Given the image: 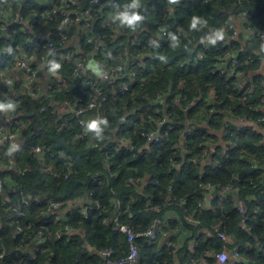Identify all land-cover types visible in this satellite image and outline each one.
Segmentation results:
<instances>
[{
	"label": "trees",
	"instance_id": "1",
	"mask_svg": "<svg viewBox=\"0 0 264 264\" xmlns=\"http://www.w3.org/2000/svg\"><path fill=\"white\" fill-rule=\"evenodd\" d=\"M59 1L0 0V70L17 46L38 57L47 54L40 41L42 33L56 45L60 43L61 15L47 16ZM80 1L83 9L99 11V16L92 29L72 28L70 36L76 37L84 53H96L89 61L98 59L118 67L121 74L99 78L106 99L100 110L90 112L91 117L106 118L108 125L96 137L100 147L89 146L90 139H74L80 129L75 119L57 131L63 118L53 103L72 99L76 84L67 64L54 55L72 89L51 93L46 100L24 98L18 114L30 123L16 155L25 169L23 174L4 169L9 147L2 150L0 184L10 173L15 185L0 191V264H101L100 252L106 248H112L115 257L125 255L127 235L118 228L116 215L118 223H128L136 230L148 228L156 218L161 220L154 236L137 239L141 264H218L215 253L223 246L218 226L231 235V246L239 250L235 264H264V135L248 123L263 115L257 107L264 97L260 83L264 75L249 81L254 86L248 100L242 102L240 92L230 85L233 79L227 81L214 72L220 61L226 63L224 54L229 49L236 51L238 70L246 74L259 67L264 40L258 32L264 30V0H178L176 4L140 0L136 11L144 20L134 30L121 27L118 21L112 26L105 21L132 0ZM193 16L206 20L207 25L191 30ZM227 22L242 32L248 26L257 32L224 37L206 49L205 34L224 30ZM89 34L101 35L100 43H87ZM170 34L178 37L176 48ZM228 40L231 46L223 47ZM131 68L136 71L134 77ZM40 77L45 84L55 80L47 67ZM125 84L129 89L123 92ZM160 94L162 100L157 98ZM44 105L46 111L41 110ZM232 115L245 120L235 123ZM225 130L231 132L228 139L223 136ZM142 131L158 132V140L148 142ZM122 138L129 143H122ZM38 143L45 145L47 164L56 163L55 170L42 167L40 159L29 153L28 147ZM69 155L73 171L65 179L57 172L65 169ZM207 183L233 188L222 193L216 187L208 192L202 187ZM21 196L30 204L19 222L23 231L18 232L10 202ZM240 200L243 213L236 207ZM48 201L61 205L48 211ZM150 206L158 210L148 209ZM183 227L190 230V236L182 248L174 235L170 242L163 240L165 230L171 228L179 234ZM190 241L194 249L189 248Z\"/></svg>",
	"mask_w": 264,
	"mask_h": 264
},
{
	"label": "built area",
	"instance_id": "2",
	"mask_svg": "<svg viewBox=\"0 0 264 264\" xmlns=\"http://www.w3.org/2000/svg\"><path fill=\"white\" fill-rule=\"evenodd\" d=\"M208 0H204L206 3ZM93 2H98V0H93ZM83 4L80 0H60L55 6L52 7L50 13L47 14L50 16L61 15L60 20V43L58 45L55 44L53 40L47 38L45 34H41L40 41L44 48L48 49L47 54L41 55L38 57L34 53H26L23 48L17 46L14 50L12 57L9 59V62L6 63L3 68L0 70V101L7 102L12 101L17 105L15 111H11L8 113H0V162L5 157L2 156V150L4 146L10 148V146L15 143L19 145L17 151L10 155V158L7 159V162H3L2 166L8 172H15L17 174H23L25 169L21 162L17 160L16 155H18L20 148L23 146L22 143L25 141L24 131L29 127L30 121L28 119L22 120L19 118L18 111H21L24 107V98L32 97V98H41L42 100H46L50 97L51 93L56 91H64L71 90V83L69 82V77H67L61 70L55 74V80L51 83L48 89H43V79L41 77L40 80V71L47 67L49 69V61L53 60L54 55H57L60 60L67 64L68 70L71 71L72 77L74 80L80 76L81 77V91L77 93V90L74 92V96L72 99L65 98L63 101H56L53 103L54 107L57 109V113L60 118H63L60 123L57 125V131H62V129L71 123V120L75 119L76 124L79 126L78 132L74 134L75 140H86L90 139L88 144L91 147H100L98 140L96 139L94 134L84 133L82 127V121L91 119L90 112L96 110H100L102 108L103 102L106 99V89L102 86L99 78L104 79H113L118 78L120 74V70L118 67H111L106 65L105 62H102L96 59V67L98 68L99 73L93 70L90 67V59L96 55L89 53H84L85 50H82L75 36H70L69 31L72 28L75 31H80V29H92L94 27L93 22L95 18H98L99 11H94L92 8L83 9ZM102 14V12H101ZM245 16H248L247 12H244ZM21 18V15H19ZM105 21L109 26H112L113 20L110 18H105ZM242 29V28H241ZM241 29H238L233 22H227L224 27L225 38L226 40L239 38L242 33L247 37L249 34H255L257 30L251 26L245 28L242 32ZM27 29L23 31L26 32ZM212 32H207L204 36V40L207 42L206 37ZM165 34V33H164ZM260 38L264 40V30L258 32ZM102 39L101 35L96 36L93 34H89L87 36V43H93L97 41L100 43ZM245 39V37H244ZM231 41H226L223 44L225 46H231ZM212 45L207 42L205 45L206 49H210ZM10 47H8L5 52L8 54L10 52ZM98 49V45L96 50ZM233 52H236L232 49H229L225 52L224 58L226 59V63L224 64L222 61L219 62V68L215 69L214 72L220 75L226 76V80L233 79L228 83L234 87V89L240 92L238 99L242 102L248 100L249 92L252 87L248 86L246 74L237 69L238 58L233 56ZM231 54V55H230ZM9 57V56H8ZM200 57H203V52L200 53ZM260 60H264V48L259 55ZM249 61H252V58L249 56ZM134 77L136 75V71L133 68L129 71ZM41 82V84H40ZM261 85L264 89V80L261 82ZM123 92L129 89V85L125 84L122 86ZM251 88V89H250ZM215 96H217L215 94ZM159 100L163 99V96L157 95ZM262 110L264 111V97L262 98ZM42 111H46L47 107L44 105L41 107ZM233 109H231V112ZM99 116V114L97 115ZM232 120H236L238 122H244L245 117L232 115ZM165 119H163L160 123H163ZM258 124L264 123V116L258 119ZM142 136L146 137L148 142L153 140H158V132L156 131H142ZM231 132L225 130L223 132V136L227 139L229 138ZM264 143V137L262 139ZM121 142L129 143V140L124 138L121 139ZM230 142V141H229ZM232 144V143H231ZM119 145L116 146L118 149ZM134 148V145L131 146ZM29 153L37 156L41 161V156L44 155L46 151V147L42 144H33L28 147ZM68 160L66 161L67 165L65 169H62L57 172V176L68 179L71 176L73 171L71 161L72 157L69 155ZM173 161V160H172ZM195 161V159H194ZM42 167L49 168L50 170H55L57 168L56 163L52 162L51 165L48 166L46 158L42 162ZM133 180V178H131ZM140 181V179H137ZM15 181L13 179V175L10 173H6L4 176L2 183L0 184V191H6L10 188L14 187ZM208 192H213L216 187L222 189V193L224 191L232 190L233 186L230 184L227 185H214L212 183H207L202 186ZM41 202V201H39ZM30 201L26 197H19L11 200L10 206L11 209L16 213L17 216V230L18 232L23 231L22 225L19 223L22 219H24L27 215L26 207L29 206ZM61 203L57 201H48L47 202V210L54 211L60 207ZM200 206L203 207V203H200ZM237 209L243 213L244 204L240 200L236 205ZM148 209L158 210L156 206H150ZM189 220H194L193 217L188 216ZM115 222H117V226L127 235L128 241V250L125 255L115 257L114 251L112 248H106L101 250L100 254L102 255L103 260L101 264H141L140 263V251L137 243V239L140 236H154L156 231L161 226V220L156 218L148 228L144 230H136L132 225L128 223H118V216L114 217ZM246 219L243 217L242 222L245 224ZM68 228V226H66ZM216 228L217 236L222 240L223 246L222 249L215 253L216 261L218 264H235L239 260V250L236 247H232L230 244L231 235L221 229ZM41 238L44 239V233L41 231ZM61 235V234H59ZM42 243V241H41ZM36 251L39 250V247L35 248ZM3 256V253L0 254V257ZM220 256H224L225 259L223 261L220 260ZM203 258L201 262H203Z\"/></svg>",
	"mask_w": 264,
	"mask_h": 264
},
{
	"label": "clouds",
	"instance_id": "3",
	"mask_svg": "<svg viewBox=\"0 0 264 264\" xmlns=\"http://www.w3.org/2000/svg\"><path fill=\"white\" fill-rule=\"evenodd\" d=\"M170 3L176 4L178 0H170ZM140 7V0H132V2L124 7L122 11L116 12L112 16L113 22H119L121 27H127L129 29H135L139 23L144 20V16L140 14L139 11H136ZM207 21L201 19L198 16H193L190 23L191 30H197L199 26H206ZM225 37V32L223 29H217L211 34H209L206 39L207 42L211 45H215L218 41L223 40ZM170 39L172 41V47L176 48L179 44L178 37L175 34H170ZM161 60L165 58L163 56L160 57ZM61 68V64L56 62L55 60L49 61V72L53 75L57 74ZM98 75H101L99 71H97ZM17 105L15 102L0 101V113H8L11 111H15ZM108 125V120L106 118L96 116L91 119L82 121V127L84 133L94 134L95 137H101L104 131V128ZM19 145L13 143L8 149V155H11L15 151H17ZM225 259L224 256H220V260L223 261Z\"/></svg>",
	"mask_w": 264,
	"mask_h": 264
},
{
	"label": "crops",
	"instance_id": "4",
	"mask_svg": "<svg viewBox=\"0 0 264 264\" xmlns=\"http://www.w3.org/2000/svg\"><path fill=\"white\" fill-rule=\"evenodd\" d=\"M94 64H96V62H93ZM90 67L93 69V70H95V71H98V68L95 66V67H92V65H90ZM41 72V71H40ZM249 73V74H248ZM248 73H246V79H247V84H248V86H252V84L253 83H249V81H252L253 79H255L256 80V78L255 77H257L258 76V74L260 75V74H262V75H264V60H261V62H260V65H259V67L258 68H256V69H254V70H252V71H250V72H248ZM248 74V75H247ZM257 74V75H256ZM40 80H41V77H40ZM264 80V77L261 79V82ZM48 82H50V80H46V83H48ZM254 82V81H253ZM260 82V83H261ZM40 84H41V82H40ZM51 84V82L50 83H48V84H45V80H43V89H48V87H49V85ZM74 85H75V83H74ZM253 86H254V84H253ZM261 103L259 102V104H258V109L263 113V115H261V117L262 116H264V112H263V110H262V108L261 107H259V105H260ZM262 106V105H261ZM223 113L226 115V111H223ZM260 117H258L257 119L256 118H250V121H248V123H250V124H254L255 125V127L254 128H256L255 130L256 131H258L260 134H261V136H263L264 135V123H261V124H258V119H259ZM232 119V118H231ZM235 121V123H243V122H238V121H236V120H234ZM220 142L222 143V144H224V142L222 141V139H220ZM42 145H44V144H42ZM45 146V145H44ZM45 159V157L42 155L41 156V164H42V162H43V160ZM47 161V160H46ZM71 204H68V206H70ZM67 206V207H68ZM67 210V208L63 211V212H61V213H64L65 211ZM173 215V214H172ZM64 216H62L61 217V220L62 221H64L65 219L63 218ZM58 218H59V216H58ZM189 220V219H188ZM190 222H194V223H197L196 222V220H189ZM190 230L187 228V227H183L182 228V230L180 231V233L179 234H177L176 232H173V230H171V228H169L168 230H165L164 231V234H163V240H167V241H169L170 239H171V235H174V237H176L177 238V240H178V244L180 245L179 247H183L184 246V243H186L187 242V238L190 236ZM170 242V241H169ZM189 248H191V249H194V246H193V244H192V241H190L189 242Z\"/></svg>",
	"mask_w": 264,
	"mask_h": 264
},
{
	"label": "water",
	"instance_id": "5",
	"mask_svg": "<svg viewBox=\"0 0 264 264\" xmlns=\"http://www.w3.org/2000/svg\"><path fill=\"white\" fill-rule=\"evenodd\" d=\"M75 84H76V90H77V93H80L81 91V77L78 76L75 80H74ZM85 242L87 245H89V241L87 239H85ZM91 248V247H90Z\"/></svg>",
	"mask_w": 264,
	"mask_h": 264
},
{
	"label": "rangeland",
	"instance_id": "6",
	"mask_svg": "<svg viewBox=\"0 0 264 264\" xmlns=\"http://www.w3.org/2000/svg\"><path fill=\"white\" fill-rule=\"evenodd\" d=\"M93 62H94V61H93V60H91V61H90V65H92V67H95V66H96V64H94Z\"/></svg>",
	"mask_w": 264,
	"mask_h": 264
}]
</instances>
